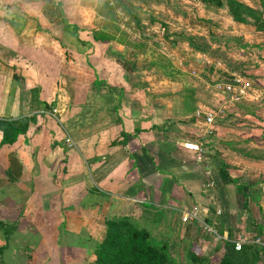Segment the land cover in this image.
I'll return each instance as SVG.
<instances>
[{"label": "crops", "instance_id": "crops-1", "mask_svg": "<svg viewBox=\"0 0 264 264\" xmlns=\"http://www.w3.org/2000/svg\"><path fill=\"white\" fill-rule=\"evenodd\" d=\"M108 4L139 49L93 40L52 0L41 18L3 15L15 44L36 50L18 52L0 31V164L12 187L45 221L56 197L53 225L71 234L148 212L165 240L197 241L200 225L183 213L216 224L224 241L229 226L264 231V31L200 0ZM237 73L246 94L233 101L224 86Z\"/></svg>", "mask_w": 264, "mask_h": 264}, {"label": "rangeland", "instance_id": "rangeland-1", "mask_svg": "<svg viewBox=\"0 0 264 264\" xmlns=\"http://www.w3.org/2000/svg\"><path fill=\"white\" fill-rule=\"evenodd\" d=\"M50 1L0 0V31L4 34L3 37H9L11 42L4 41L11 46L18 47L16 49L18 52L22 49L24 53L31 55L35 50H32L33 47H21L20 43L19 47L15 44L12 26L4 20L3 15L11 22L17 13L27 15L28 18H41L40 13L45 9L48 10ZM108 1L99 0V3L94 4L93 0H89L87 4L81 6L78 0H52L56 4L53 8L55 12L59 11L69 22L88 28H97L103 21L115 20L114 12L111 9L113 6H110ZM224 9L223 11H225ZM223 11L219 12V19L221 17L222 20H224ZM37 23L39 24L38 21ZM138 43L142 42L139 40ZM35 53L33 52L32 55L34 56ZM228 64L233 67L230 68L232 71L238 68V65L231 61H228ZM3 132L5 135H9V128H3ZM3 164H0V264H85L92 261L94 259V245L101 239L105 225L83 228L77 234H71L69 230L67 231L63 227L64 224L55 227L53 224L60 219V215L57 216L55 211L56 197L49 198V203L53 201L54 203H48L46 207L50 209L52 214L46 215L48 219L43 220L45 214L31 209L36 206L27 203L26 199L29 196L22 195V192L27 190L24 188L18 190L12 187L13 182L10 179L9 169L6 167L7 164ZM5 168H7V172L4 171ZM28 208L31 211L27 210L26 212ZM185 214L183 213V215ZM189 214L191 213H187L191 219L196 217ZM147 215L150 217L141 218L133 215L134 217L131 216V219L138 227H143L141 224L145 222L144 228L149 231L150 237L154 240L165 241L169 253V260L166 264H208L214 262L222 254L225 241L234 246L235 240L239 238L243 239L240 248L242 245H247L251 250L259 251V258L256 257L252 264H264V231L259 227L251 230V233L253 234L255 231V234L242 236L229 226L227 227L229 228L227 239L224 241L204 228L205 221L203 222V219L197 217L185 221L181 219L184 223L197 222V225H200V227L198 226L200 230L197 241H193L189 236H180V234H177L173 239L167 238L168 240H165L158 230L162 223L159 219L160 215L154 212H148ZM152 218L153 220H149ZM214 226L213 229L217 230V225ZM193 249H196L195 252L204 257L203 261L197 262L190 257L189 251Z\"/></svg>", "mask_w": 264, "mask_h": 264}, {"label": "trees", "instance_id": "trees-1", "mask_svg": "<svg viewBox=\"0 0 264 264\" xmlns=\"http://www.w3.org/2000/svg\"><path fill=\"white\" fill-rule=\"evenodd\" d=\"M205 4L224 7L231 19L239 23H250L255 30L264 31V0H258V7L252 8L240 0H200ZM92 39L95 41H114L124 46L139 49V43H131L126 38V33L113 21H105L98 28H90ZM244 81V75L237 73ZM230 83L227 84H232ZM229 93V92H228ZM243 98V97H241ZM240 98V99H241ZM239 100V99H238ZM10 133L13 135L9 128ZM131 215H117L104 219V230L101 239L94 245V259L85 264H166L168 251L165 241L160 242L150 237L149 231L138 227ZM195 219V218H192ZM191 219V220H192ZM222 254L208 264H252L259 258V251L251 250L247 245H242L235 250L232 243L224 242ZM190 250V257L203 261L204 257Z\"/></svg>", "mask_w": 264, "mask_h": 264}, {"label": "built area", "instance_id": "built-area-1", "mask_svg": "<svg viewBox=\"0 0 264 264\" xmlns=\"http://www.w3.org/2000/svg\"><path fill=\"white\" fill-rule=\"evenodd\" d=\"M224 89L230 93V99L233 100V101H236L238 99H240L241 97L244 96V93H245V82L242 81V78L238 75V74H235V76L233 77V83L232 84H226L224 86ZM196 116H199L200 112L197 111L196 113ZM204 120L205 122L209 123L212 121V117L210 115H206L204 117ZM65 142H69V139H65ZM197 144V145H196ZM196 144L194 143H183V146L187 147V148H191L193 150H196L198 152H200L202 149L201 145L199 143L196 142ZM191 216H193V214H189ZM194 217V216H193ZM181 219L183 221L187 220V219H191L190 216L187 215V213L185 215H183L181 217ZM207 231L215 234L217 237L218 234L216 233V230H214L212 227L210 226H205L204 227ZM243 242V239H236L235 240V245L233 246V248L235 250H238L240 248V243Z\"/></svg>", "mask_w": 264, "mask_h": 264}]
</instances>
